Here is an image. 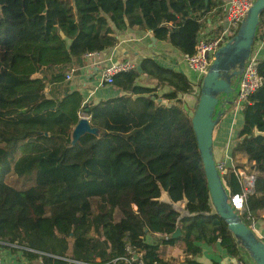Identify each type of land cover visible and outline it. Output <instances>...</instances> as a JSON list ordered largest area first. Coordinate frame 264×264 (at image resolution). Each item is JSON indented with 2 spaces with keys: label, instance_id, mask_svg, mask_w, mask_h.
<instances>
[{
  "label": "trees",
  "instance_id": "trees-1",
  "mask_svg": "<svg viewBox=\"0 0 264 264\" xmlns=\"http://www.w3.org/2000/svg\"><path fill=\"white\" fill-rule=\"evenodd\" d=\"M215 7V0H0V249L41 264H129L125 247L157 234L164 245L182 243L177 264H202L195 259L202 240L248 257L211 204L184 109L183 96L193 93L184 74L146 58L114 77L119 96L98 103L70 91L65 78L86 53L115 47L116 33L128 29L192 55ZM262 37L264 12L255 41ZM257 72L262 84L241 107L231 151L256 177L241 216L247 226L248 214L264 215V137L255 135L264 132V59ZM141 75L155 87L138 85ZM85 108L98 135L72 143ZM220 178L229 196L240 192L232 169ZM178 202L186 215L174 209ZM176 230L181 235L171 238Z\"/></svg>",
  "mask_w": 264,
  "mask_h": 264
},
{
  "label": "crops",
  "instance_id": "crops-1",
  "mask_svg": "<svg viewBox=\"0 0 264 264\" xmlns=\"http://www.w3.org/2000/svg\"><path fill=\"white\" fill-rule=\"evenodd\" d=\"M215 1L216 7L205 15V20L203 21L198 35L202 32L204 34L210 27H213V22H216V14H218L219 7L227 0ZM150 33L151 32L148 31L144 32L132 29H128L124 33H116L118 43L115 47L101 50L97 52L96 56L88 60L83 58V66L72 65L65 75V78L67 75L70 76L69 80L66 79L69 90L80 92L86 102L93 101L98 103L101 100L119 96L121 92L112 85L100 84L101 70L111 61L130 60L136 65V68H138L142 60L149 58L154 60L161 67L169 68L175 72L184 74L190 82L194 80L193 77L197 78L188 68L186 62L183 60V55L177 49L165 42H160L156 39L153 41L149 36ZM153 38L155 37L153 36ZM253 47L259 49V58L264 59V37L254 41ZM236 82L237 81L234 80L232 83L236 85ZM137 84L147 88L155 87V84L144 75L138 78ZM163 91L165 92L167 89ZM47 92L48 89L46 90V93ZM161 92L162 91H157L153 94L160 96ZM195 95L196 92L185 95L183 96V100L188 104H194L198 102L194 97ZM158 102H161L165 106L169 105L168 102L163 99H158ZM220 110H222L224 114L213 131L214 160L216 163H223L226 172L228 169H232L233 172L234 170L247 171V167L244 168L246 159L243 155H236L234 158L231 156L238 129L242 125L241 108L235 109L234 104H232L231 106L226 105L223 108L220 107ZM80 116H86V114L82 112ZM161 199L169 202L165 194L162 195ZM184 206V202H178L175 203L173 207L182 210ZM251 223L254 225L258 234L257 236L264 242V215H254ZM155 240L159 241L153 244L152 242ZM163 240L165 239L157 234L145 235L141 239L139 247L144 257L156 254L160 261L154 264H177L182 262L185 259L182 245L179 246L178 243L175 245H164L162 244ZM197 244L199 247V254L195 259L202 264H236L237 260H241L245 263L244 260L230 255L218 241L213 245H209L203 240ZM1 253V264H41L39 260L32 261L27 259L20 251L12 252L9 249H1Z\"/></svg>",
  "mask_w": 264,
  "mask_h": 264
},
{
  "label": "water",
  "instance_id": "water-1",
  "mask_svg": "<svg viewBox=\"0 0 264 264\" xmlns=\"http://www.w3.org/2000/svg\"><path fill=\"white\" fill-rule=\"evenodd\" d=\"M263 12L264 0H255L237 34L215 52L209 69L202 79L200 96L191 119L213 209L224 221L238 246L246 251L254 264H264V242L251 226H247L243 222L241 216L246 209L236 213L228 203L229 195L222 185L221 176L217 171V163L213 156V131L224 114L219 109L215 116V107L218 104L221 108L233 104L230 95L235 93V84L232 82L237 81L241 76L242 69L253 47L259 18ZM60 34L63 37V34ZM149 36L155 41L152 33ZM184 109L188 110L186 105ZM87 111L86 108L83 110L85 114ZM84 134L98 135V131L91 127L88 117L80 116L71 133L72 143H75ZM255 135L264 137V132L255 130ZM180 235V231L176 230L171 238L175 239Z\"/></svg>",
  "mask_w": 264,
  "mask_h": 264
},
{
  "label": "built area",
  "instance_id": "built-area-1",
  "mask_svg": "<svg viewBox=\"0 0 264 264\" xmlns=\"http://www.w3.org/2000/svg\"><path fill=\"white\" fill-rule=\"evenodd\" d=\"M254 2L255 0H227L219 7L218 14H216V22H213V27H210L204 34L202 32L198 35L194 53L192 55H183V60L186 62L188 68L197 76L198 80H202L207 73L215 52L237 34ZM258 54L259 49L252 47L242 69L241 76L237 79L235 95L232 99L235 109H240L248 101L249 96L261 87L262 78L257 72ZM96 55L97 52H90L86 53L83 58L88 60ZM134 70H136V65L130 60L108 62L101 70L100 84L112 85L116 75L129 73ZM66 79L69 80L70 76L67 75ZM217 171L220 176L226 174L223 163H217ZM234 174L238 178L240 192L230 195L228 197V203L233 211L238 213L245 208L247 199L254 194L256 177L246 170H234ZM184 208L185 206L182 210L174 209L183 216L186 215ZM245 219L247 221L251 220V215L248 214ZM250 226L256 232L254 225L251 224ZM218 242L220 241L218 240ZM125 253L127 257L123 258V260L127 263L147 264L144 260V254L139 247L128 245L125 247ZM1 263L2 253L0 249ZM236 264L245 263L237 260Z\"/></svg>",
  "mask_w": 264,
  "mask_h": 264
},
{
  "label": "rangeland",
  "instance_id": "rangeland-1",
  "mask_svg": "<svg viewBox=\"0 0 264 264\" xmlns=\"http://www.w3.org/2000/svg\"><path fill=\"white\" fill-rule=\"evenodd\" d=\"M193 81H191V83H192V85H193V92H196V95L194 96L195 97V99L196 100H198V97L200 96V89H201V85H202V80H198V78H196V77H193ZM163 92L164 91H162L161 92V94H163ZM234 95L235 94H231L230 95V98L231 99H233L234 98ZM187 100H189V99H187ZM185 102V104H186V106L188 107V115L189 116H192L193 115V113L195 112V110H196V106H197V102L196 103H194V104H191V103H187L186 101H184ZM168 104H171V103H168ZM220 109V104H218L216 107H215V116H216V112L218 111ZM214 116V117H215ZM253 174V173H252ZM253 218H254V215H251V219L253 220ZM245 219V218H244ZM252 220H249V221H247L246 219H245V221H247V223H249V225L250 224H252L251 222H252ZM159 240H155V241H153L152 243L153 244H156L157 242H158ZM178 245L179 246H181L182 245V243H180V242H178ZM243 260L244 261H246L247 263H249V264H253V261L252 260H249V258L246 256V255H243Z\"/></svg>",
  "mask_w": 264,
  "mask_h": 264
}]
</instances>
